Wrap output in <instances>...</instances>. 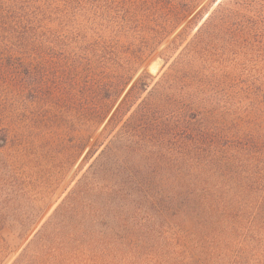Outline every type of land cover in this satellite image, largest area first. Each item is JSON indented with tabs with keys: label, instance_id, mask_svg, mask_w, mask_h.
Listing matches in <instances>:
<instances>
[{
	"label": "rangeland",
	"instance_id": "obj_1",
	"mask_svg": "<svg viewBox=\"0 0 264 264\" xmlns=\"http://www.w3.org/2000/svg\"><path fill=\"white\" fill-rule=\"evenodd\" d=\"M222 1L0 0V264L14 262L102 149L107 170L167 186L201 169L206 186L240 202L264 198V0H232L226 24L197 33ZM20 28L34 35L8 34ZM190 128L216 132L212 169L201 152L186 163ZM192 226L167 219L158 249L179 250L180 264L206 260L210 244ZM243 239L216 249L217 263L257 264Z\"/></svg>",
	"mask_w": 264,
	"mask_h": 264
},
{
	"label": "trees",
	"instance_id": "obj_2",
	"mask_svg": "<svg viewBox=\"0 0 264 264\" xmlns=\"http://www.w3.org/2000/svg\"><path fill=\"white\" fill-rule=\"evenodd\" d=\"M231 3L232 0L220 2L197 33L210 30L217 23L226 24ZM8 34L19 41L25 40L27 34L34 35L29 28ZM142 104L131 111L122 128L138 118L143 112ZM217 137L211 129L190 128L188 136L181 141L186 163L193 166L201 152L205 171L212 169L218 161L213 152ZM106 160L102 149L12 264H139L146 258L141 264H180L179 250L166 253L158 249L156 233H161L167 219L181 216L210 244L206 260L188 255L187 262L183 260L182 264H220L216 260L218 250L237 235L244 238L249 251H254L257 264L262 263L264 198L254 203L240 202L227 188L206 186L204 177L208 179V175L203 176L201 169L180 173V180L184 178L187 184L184 187L179 179L168 177L165 182L173 181L175 185L163 186L157 174L119 168L107 170ZM197 182L200 186L192 185ZM246 193L250 192L243 188L239 195ZM150 236L156 241L149 244V256H144L141 247L149 242ZM177 242L181 244L180 240ZM243 251L248 252L245 247Z\"/></svg>",
	"mask_w": 264,
	"mask_h": 264
}]
</instances>
